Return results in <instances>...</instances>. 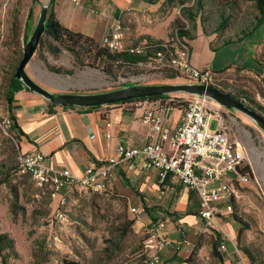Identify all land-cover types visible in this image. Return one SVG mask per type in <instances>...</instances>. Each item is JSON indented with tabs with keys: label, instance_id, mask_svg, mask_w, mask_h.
I'll list each match as a JSON object with an SVG mask.
<instances>
[{
	"label": "rangeland",
	"instance_id": "obj_1",
	"mask_svg": "<svg viewBox=\"0 0 264 264\" xmlns=\"http://www.w3.org/2000/svg\"><path fill=\"white\" fill-rule=\"evenodd\" d=\"M32 1L0 0V163L17 164L21 152L19 134L10 119L6 90L9 77L23 55L26 26L33 29L38 17V4L30 15ZM186 1L183 5L180 1L152 0L141 7L124 10L121 20L127 44L132 45L140 36H149L164 42L167 48H180L190 42L186 35L195 36L200 32L215 33L217 45L228 39L240 40L259 18L254 0H201V9L194 20L183 10L189 8L195 14L197 0ZM221 19H225L226 24L219 29ZM180 33L186 35L180 36ZM249 38L258 46L262 74L239 68L225 69L216 76L215 85L264 117V24ZM231 44L219 49L218 59L222 58L223 64L237 59L238 51ZM52 46V41L46 38L44 48L40 51L39 46L26 70L34 80L54 93L102 92L128 84L182 82L178 78L168 79L160 68L149 63L138 68H116L117 78H113L89 65L87 58H83L84 66L76 67L72 75L53 73L47 65L72 68L74 58L65 49L53 54L50 52ZM102 65L99 63V67ZM224 68L222 66L218 71ZM245 118L252 141L259 143L261 140V146L250 152L254 164L262 169L261 176L257 173L259 185L252 180L240 186L233 213L226 216L219 230L201 232V227L192 230L185 227L183 232L180 229V239L190 242L194 249L186 247L169 260L175 259L178 264H264V134ZM210 126L216 128L215 118ZM109 183L103 194L69 192L65 220L51 225L54 204L48 188H39L29 175L18 173L0 183V233H6L14 240L16 251V255L8 258V264H63L65 260L80 264H144L143 242L150 225H141L143 212L138 216L131 213L126 200L110 189ZM223 234L228 236V250L220 251L217 243ZM214 246L220 258L215 255Z\"/></svg>",
	"mask_w": 264,
	"mask_h": 264
},
{
	"label": "built area",
	"instance_id": "obj_2",
	"mask_svg": "<svg viewBox=\"0 0 264 264\" xmlns=\"http://www.w3.org/2000/svg\"><path fill=\"white\" fill-rule=\"evenodd\" d=\"M91 12L98 15L96 10ZM126 40L122 20L114 13L108 15L100 46L111 53L126 52L138 57L147 54L143 46L135 47ZM145 63L161 71L171 68L182 82L216 87L215 73L209 66L199 69L192 64L188 42L180 48L166 47V50L156 51L144 61H138V66ZM138 102L144 106L140 121L151 128V139L142 146L119 142L112 156L101 159L97 165L87 166L80 175L73 174L69 168L51 165L40 151L19 152L18 174L29 175L35 186L51 192L54 207L49 224L65 220L67 194L72 190L103 194L118 168L132 171L139 167L143 172H156L161 195L169 190V181L195 194L201 232L219 230L226 216L233 213L240 186L252 180L259 185L250 152L232 137L229 125L204 98L179 94L165 99L135 101V108ZM175 109L181 110L182 115L178 125L170 128L166 119ZM213 118L217 121L216 128L210 126ZM130 211L136 216L143 212L140 208H130ZM227 243L228 236L223 234L218 249L225 251ZM186 247L194 249L190 242L169 236L165 224L159 222L147 228L143 242L144 264H178L175 259L164 258L163 253L170 250L176 255Z\"/></svg>",
	"mask_w": 264,
	"mask_h": 264
},
{
	"label": "crops",
	"instance_id": "obj_3",
	"mask_svg": "<svg viewBox=\"0 0 264 264\" xmlns=\"http://www.w3.org/2000/svg\"><path fill=\"white\" fill-rule=\"evenodd\" d=\"M144 3L149 2L77 0L76 3L73 0H54L53 9L61 25L99 42L107 28L108 15L114 13L121 19L124 10L141 7ZM91 10H96L98 15L92 14ZM215 36V33L206 35L198 32L195 38L190 40L191 60L196 68L209 66L214 72H218L219 68L225 66L223 70L239 68L262 74L257 57L258 46L251 38L234 41L231 45L236 46L237 59L223 64V59H218V53L221 51L219 49L225 46L215 45ZM245 56L248 58L245 59ZM48 103L31 91L21 90L15 94L13 116L24 134L19 135L21 151H40L51 165L69 168L73 174L80 175L87 166L97 165L101 159L112 156L119 142L142 146L151 139V128L140 121L144 109L140 102L138 108H135L133 103H130V107H127L128 104H111L92 110L56 106L51 114L47 113ZM209 105L229 125L232 137L242 143L249 152L261 146V140L259 143L252 141L244 115L223 109L213 102H209ZM181 115V110H173L168 115L166 124L175 128ZM257 173L261 176L262 169L255 165L256 177ZM169 185V190L161 195L158 191L156 172H143L139 167L132 171L118 168L109 183L110 189L123 197L130 208H142L141 225L152 226L163 222L169 236L180 239V229L185 232V227H188L187 230L201 227L197 216L199 202L195 194L181 184L169 181ZM172 254L173 252L168 250L163 256L168 259Z\"/></svg>",
	"mask_w": 264,
	"mask_h": 264
},
{
	"label": "trees",
	"instance_id": "obj_4",
	"mask_svg": "<svg viewBox=\"0 0 264 264\" xmlns=\"http://www.w3.org/2000/svg\"><path fill=\"white\" fill-rule=\"evenodd\" d=\"M146 2L152 3V0H144ZM180 1L181 4H185L187 2L186 0H167V2H176ZM201 0H197V5L195 7V14L192 13V11L187 8L184 9L183 12L185 15H187L188 18L194 19L196 18V15L198 13V10L201 9ZM256 3V7L259 11V18L256 21V24L253 26V28L250 30V32H247L242 35L241 39H245L247 37H250L254 34V32L264 24V0H254ZM54 2V0H53ZM53 2L49 7L48 14H47V20L45 24V32L42 36V39L40 41V51L41 49L44 48L45 46V40L50 39L52 41V46L50 48V52L53 54H58L61 52L62 49L67 50L70 52V54L74 58L73 62V67L72 68H63V67H57V66H51L47 65L49 71L57 74H64V75H72L75 72V68L82 67L84 66L83 64V58L89 59L88 63L89 65L93 67L100 68L101 71L113 78H117L116 73L114 72V69L116 68H121V67H134L138 68V61H144L147 56L152 55L156 51L160 50H166V47L164 42L160 40H154L153 38H150L149 36H140L136 39L133 40V46L138 47V46H143L146 49L147 54L145 56H137L134 54H129L126 52H119V53H111L107 49L103 48L100 46L99 42L95 41L94 39L85 36L79 32H74L63 25L60 24L59 20L56 17L55 11L53 9ZM31 18V16L29 17ZM226 24L225 19H221L219 23V29H222ZM27 32L24 33V47L25 43L28 37V34L32 31L30 30L29 27L30 25H27ZM185 36L186 33H180V36ZM188 36L189 40H192L195 38L194 35H186ZM233 39H228L224 42H222V45H225L227 43H233ZM237 39L236 41H240ZM85 54V55H84ZM85 56V57H84ZM22 58V57H21ZM19 58L18 64L21 60ZM42 60H45V58L42 56ZM103 63L101 67H99V63ZM17 64V66H18ZM17 68V67H16ZM218 71L214 72L215 73V79L216 76L223 72ZM162 72L164 75L170 79V80H176L177 73L173 71L171 68L165 67L162 68ZM15 73V72H14ZM14 73H12L9 77L8 80V87L6 90V99L9 107V113H10V119L13 122V127L14 129L18 132L19 135H24L22 134L21 129L17 126L15 122V118L13 116V102H14V96L17 92L21 90H27L30 91L21 81L17 80L14 78ZM233 96V95H232ZM167 97H170L169 95L163 96V97H150V98H140V99H134V100H129V101H124V102H119L116 104H130L135 101L139 100H145V99H151V100H156V99H165ZM235 97V96H234ZM237 98V97H236ZM49 104V109H48V114L53 113V108L56 107L57 105H54L53 103H48ZM66 108V107H64ZM99 107H89V108H82L83 110H92L96 109ZM67 109V108H66ZM17 138V134L15 136ZM14 173H18V164H11L10 162H1L0 163V183L8 181L11 176ZM133 221L131 222V224ZM218 244V243H217ZM218 247V245H217ZM217 247L214 246V253L215 255L220 258V255L217 251ZM248 255V253H246ZM11 255H16L15 251V246H14V240L9 237L8 234L6 233H0V258H1V264H8V258ZM252 262L254 261L253 258H250ZM63 264H80L77 261L73 260H65Z\"/></svg>",
	"mask_w": 264,
	"mask_h": 264
},
{
	"label": "water",
	"instance_id": "obj_5",
	"mask_svg": "<svg viewBox=\"0 0 264 264\" xmlns=\"http://www.w3.org/2000/svg\"><path fill=\"white\" fill-rule=\"evenodd\" d=\"M53 0L44 3L42 0H33L30 8L36 4L40 6L38 17L32 31L28 34L22 58L15 70L14 78L21 81L31 92L41 96L54 105L66 108H89L116 104L119 102L150 98L163 97L166 95L184 94L206 99L223 109L238 112L249 118L264 134V117L246 106L232 94L222 91L212 85L189 82H174L160 84H128L119 88L102 92H51L34 80L26 70L27 65L34 53L40 46V41L45 32V24L50 5Z\"/></svg>",
	"mask_w": 264,
	"mask_h": 264
},
{
	"label": "bare ground",
	"instance_id": "obj_6",
	"mask_svg": "<svg viewBox=\"0 0 264 264\" xmlns=\"http://www.w3.org/2000/svg\"><path fill=\"white\" fill-rule=\"evenodd\" d=\"M261 153H263V152H261Z\"/></svg>",
	"mask_w": 264,
	"mask_h": 264
}]
</instances>
